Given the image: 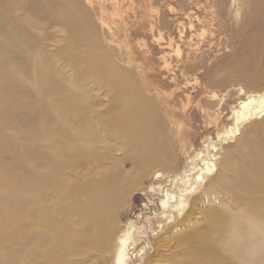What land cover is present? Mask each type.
Instances as JSON below:
<instances>
[{"label":"bare ground","instance_id":"obj_1","mask_svg":"<svg viewBox=\"0 0 264 264\" xmlns=\"http://www.w3.org/2000/svg\"><path fill=\"white\" fill-rule=\"evenodd\" d=\"M164 2L179 3L175 12L201 29L198 49L213 36L223 7L231 4L240 13L239 0ZM245 2L229 76L255 90L241 88L246 97L234 107V125L219 132L221 142L209 137L182 167L162 171L173 164L160 135L166 124L148 106L152 99L142 96L132 73L100 46L80 0H0V264H130L137 233H146L152 218L163 228L176 212L182 218L178 223L187 227L175 235L182 248L159 258V264H264V142L242 137L237 153L229 149L221 160L215 153L241 134L244 124L264 116V0ZM193 13L205 16L197 15L195 23ZM100 20L113 33L103 12ZM160 22L153 19L152 25L163 36ZM51 25L57 34L67 31L64 57L73 78L59 68L62 57L42 44L46 37L39 31ZM88 82L115 96L113 109L94 111L90 94L81 88ZM169 122L186 146L184 123ZM110 151L124 152L134 167L125 169L115 153L114 168L107 165ZM218 164L221 173L214 177ZM154 166L161 169L154 170L158 184L146 193L153 203L150 212L120 225L113 210L134 188L135 181L128 182L132 171L143 176ZM207 183L206 188L213 187L205 201L213 203L193 211L191 198ZM148 249L144 245L138 252Z\"/></svg>","mask_w":264,"mask_h":264},{"label":"rangeland","instance_id":"obj_2","mask_svg":"<svg viewBox=\"0 0 264 264\" xmlns=\"http://www.w3.org/2000/svg\"><path fill=\"white\" fill-rule=\"evenodd\" d=\"M164 1L151 4L149 0H133V2L132 0H94L91 2L95 5L91 6L88 0H80L97 28L96 39L100 46L107 52L110 60L132 73L138 87L141 88L142 96L148 100L150 96L152 99L153 103L148 106L154 108L164 120L166 128L160 135L163 136L165 157L171 159L173 164L162 171H169L179 169L190 155L204 149L207 138L211 137L212 140L221 142L219 132L234 125V107H239L242 99L246 97L241 88L244 87L247 92L255 88L245 85L236 77L229 76L234 49L239 43L237 37L243 31L244 11L248 5L245 0H239V14L231 4L227 8L223 7L224 10L221 9V20L215 23L213 36L206 37L200 49L196 45L203 40L200 36L201 29H195L189 18L175 12L174 9L180 7L179 3ZM191 8L196 11V4L192 3ZM101 12L111 23L113 33L102 27ZM197 15L205 16L204 13H193L195 23ZM156 18L161 21L159 26L164 25L163 36L160 27L153 28L152 20ZM59 27L62 26L59 24ZM64 32L57 34L56 26L51 25L39 31V34L46 37V39L42 38L45 51L54 54L55 58L62 57L59 68L66 76L73 78L75 71L66 64L67 60L64 57V50L66 56L67 48L63 40L65 41L67 37V31ZM112 37L115 41L110 42ZM64 87L65 85H62L63 89ZM81 88L83 93L90 94L94 111L97 109L105 113L113 109L111 99L115 96L107 94L104 86L101 88L95 82H88L81 84ZM167 110L173 112L171 114L174 116L167 114ZM169 119L184 123L182 136L186 146L181 143L178 131L175 127L172 128ZM101 130L103 132L100 135L105 138L107 134L103 127ZM242 137L246 138V142H264V116L244 124L241 134L224 141L221 144L222 148L215 152L219 160L229 149L237 153L234 147L241 145ZM101 145L105 146V144ZM111 153L110 151V155L105 158L107 165L114 168L115 157L112 155L115 153L126 162L125 169L134 167L133 161L127 159L124 152ZM218 167L214 177L221 173L220 164ZM157 169L161 168L154 166L150 173L148 171L143 176L132 171L128 182L135 181L134 188L121 196L123 202L117 205V211L113 210V215L116 214L120 225L130 219L139 221V214L150 212L153 203L146 193H149L148 190L152 185L158 184L153 174ZM207 185L208 183L192 196L189 208L193 207V211L198 207L206 209L208 203H213L205 201L208 198V191L213 187L208 189ZM199 216L200 212L193 213L191 218L196 221ZM152 220L153 224L147 223V232H138L136 241L130 246V264H159L161 261L158 259L162 256L174 255L181 250L182 247L178 245L175 235L187 227L178 223L182 220L178 212L174 221L166 222L163 228H160L156 219L152 218ZM192 220L191 222L194 223ZM177 223L181 228L176 227ZM163 235H167L165 239L161 238ZM144 245L146 249L150 248L145 254H140L138 251ZM104 255L111 254L107 252Z\"/></svg>","mask_w":264,"mask_h":264}]
</instances>
